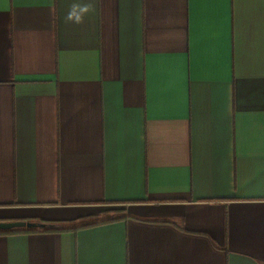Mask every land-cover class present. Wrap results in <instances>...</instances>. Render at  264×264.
<instances>
[{
	"label": "crops",
	"instance_id": "crops-1",
	"mask_svg": "<svg viewBox=\"0 0 264 264\" xmlns=\"http://www.w3.org/2000/svg\"><path fill=\"white\" fill-rule=\"evenodd\" d=\"M74 2L0 0V264H264V0Z\"/></svg>",
	"mask_w": 264,
	"mask_h": 264
},
{
	"label": "clouds",
	"instance_id": "clouds-1",
	"mask_svg": "<svg viewBox=\"0 0 264 264\" xmlns=\"http://www.w3.org/2000/svg\"><path fill=\"white\" fill-rule=\"evenodd\" d=\"M95 11L93 0H84V2H74L66 15V21L74 24H82L85 17Z\"/></svg>",
	"mask_w": 264,
	"mask_h": 264
},
{
	"label": "trees",
	"instance_id": "trees-1",
	"mask_svg": "<svg viewBox=\"0 0 264 264\" xmlns=\"http://www.w3.org/2000/svg\"><path fill=\"white\" fill-rule=\"evenodd\" d=\"M122 217H110V218H106V219H101V220H96L90 223H80V222H73V228H82V227H89V226H94V225H98V224H103V223H107V222H111V221H115L118 219H121ZM17 230H21L20 228H14V229H9V230H0V234H8ZM31 230V229H29Z\"/></svg>",
	"mask_w": 264,
	"mask_h": 264
},
{
	"label": "water",
	"instance_id": "water-1",
	"mask_svg": "<svg viewBox=\"0 0 264 264\" xmlns=\"http://www.w3.org/2000/svg\"><path fill=\"white\" fill-rule=\"evenodd\" d=\"M30 226V224H25L23 222H0V230H9L17 227H22V226Z\"/></svg>",
	"mask_w": 264,
	"mask_h": 264
}]
</instances>
